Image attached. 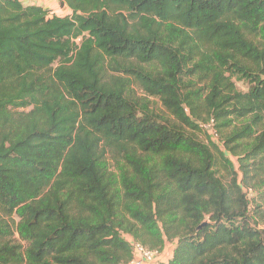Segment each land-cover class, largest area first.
<instances>
[{"label": "trees", "instance_id": "1", "mask_svg": "<svg viewBox=\"0 0 264 264\" xmlns=\"http://www.w3.org/2000/svg\"><path fill=\"white\" fill-rule=\"evenodd\" d=\"M55 1L0 0V264H264L212 151L264 171V0Z\"/></svg>", "mask_w": 264, "mask_h": 264}, {"label": "rangeland", "instance_id": "2", "mask_svg": "<svg viewBox=\"0 0 264 264\" xmlns=\"http://www.w3.org/2000/svg\"><path fill=\"white\" fill-rule=\"evenodd\" d=\"M55 3L57 5L54 8H49V10L51 12L56 11L57 13H62L59 11L60 8L59 4L57 2ZM65 10L69 12V9H67V7ZM232 81L235 84L237 90L247 91L249 88L248 82L243 78L234 76L232 78ZM134 92L138 98L147 97L151 109L155 113L166 118L168 117L166 110L157 100L148 97L140 89L135 88ZM233 124L238 125V123L235 122ZM198 129H199L198 131H195V135L200 141L210 146L211 143H214L215 145L216 144L220 145L219 139L221 138V134L219 130L221 131L223 130L216 128L215 122L213 120H210L207 123H199ZM231 129L232 127H229L227 131H230ZM212 151L215 152V154L217 155L216 166H215V171L217 172V175L221 178L222 181H224L225 183H229L230 179L234 176V172L237 174V181L240 182V185L242 186V192L245 194V199L248 204L247 214L249 220L251 221V225L258 229H264V171L261 169V165H259L260 166L259 171L254 169L256 167V164L251 163L250 165H248V170H249L248 175L250 176L246 177V182L248 184H246L245 186V184L243 185L242 183V180L244 179L245 175L242 173V171L239 168V163L237 158L235 156L229 155L227 151L224 150V147H221V151L226 152L227 158L232 165L233 171H230L229 165L223 162V159L220 156H218L215 149H212ZM108 164L110 170H114V162L108 160ZM174 246L175 243L172 240L168 241L164 245V248H162L163 251L161 250L163 252V261L166 262L171 257Z\"/></svg>", "mask_w": 264, "mask_h": 264}, {"label": "built area", "instance_id": "3", "mask_svg": "<svg viewBox=\"0 0 264 264\" xmlns=\"http://www.w3.org/2000/svg\"><path fill=\"white\" fill-rule=\"evenodd\" d=\"M21 1V0H20ZM33 3H38L42 5L41 0H32ZM48 5V4H47ZM45 4V6H47ZM60 12H66L64 9H59ZM57 13L56 11H52L51 13ZM209 125V124H207ZM132 246V257L126 264H157L163 259V250H150L142 244L133 241L131 238H127Z\"/></svg>", "mask_w": 264, "mask_h": 264}, {"label": "crops", "instance_id": "4", "mask_svg": "<svg viewBox=\"0 0 264 264\" xmlns=\"http://www.w3.org/2000/svg\"><path fill=\"white\" fill-rule=\"evenodd\" d=\"M42 2V5L44 6V8H54L57 4L55 3L56 1L55 0H41ZM45 4L48 6H45Z\"/></svg>", "mask_w": 264, "mask_h": 264}, {"label": "water", "instance_id": "5", "mask_svg": "<svg viewBox=\"0 0 264 264\" xmlns=\"http://www.w3.org/2000/svg\"><path fill=\"white\" fill-rule=\"evenodd\" d=\"M200 227V226H199Z\"/></svg>", "mask_w": 264, "mask_h": 264}]
</instances>
